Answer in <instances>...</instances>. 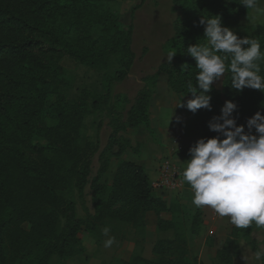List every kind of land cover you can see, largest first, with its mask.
Masks as SVG:
<instances>
[{
	"label": "trees",
	"instance_id": "obj_1",
	"mask_svg": "<svg viewBox=\"0 0 264 264\" xmlns=\"http://www.w3.org/2000/svg\"><path fill=\"white\" fill-rule=\"evenodd\" d=\"M252 10L240 0H172L173 35L162 52L177 54L170 63L159 65L156 75L165 76L177 97L193 98L189 82L196 86L198 69L186 49L206 43L201 15H220L223 26L238 38L258 40L264 53V23L252 33L239 27L240 17ZM132 30V24L125 28L110 12L106 0H0V264L72 260L84 254L82 230L97 241L104 227L112 230L118 224L142 233L150 213L157 219V230L171 231L172 238L154 244V260L137 256L121 264H198L189 256L187 236L200 234V213L190 215L177 201L156 196L138 162L121 161L111 180L103 181L113 159L135 152L124 134L140 127L151 130L148 86L132 102L114 94V86L133 66ZM64 58L104 72L114 62L103 94L82 90L69 99ZM257 63L264 76V58ZM231 83L226 71L208 93L212 110L192 112L200 129L198 140L219 135L208 124L221 115L225 101L237 105L233 117L246 132L247 119L264 108V94L249 88L237 92ZM94 114L103 115L98 129L104 120L110 128L102 149L97 137L92 141L82 132L84 119ZM183 186L191 190L187 183ZM76 200L82 218L77 217ZM164 214L171 219L164 220ZM240 241L255 255L264 253V228L254 223L246 229L233 228L216 251L220 264L234 263L240 256ZM259 262L264 264V256Z\"/></svg>",
	"mask_w": 264,
	"mask_h": 264
},
{
	"label": "rangeland",
	"instance_id": "obj_2",
	"mask_svg": "<svg viewBox=\"0 0 264 264\" xmlns=\"http://www.w3.org/2000/svg\"><path fill=\"white\" fill-rule=\"evenodd\" d=\"M257 3L260 9H264V0H258ZM139 4L140 0H106L107 8L120 18L121 24L125 28L130 24L133 27L131 39V50L135 56L133 66L127 78L114 86V94L132 102L136 95L148 86L152 90L149 104L151 130L140 127L136 131L129 130L124 134L131 141L135 152L129 150L120 159L111 161L110 168L103 178V181L108 182L121 161H136L138 157H143L148 165L153 163L152 166L157 168L158 172L174 154L180 155V158L183 156L181 158V165H183L182 162L190 158L189 148L199 138L198 135L187 142L183 139V135L189 137L192 133L191 125L196 124L199 127L195 120H189L192 119V112L185 107H179L180 103L186 104L189 98L177 97L168 88L165 76L156 75L159 65L167 60L162 52V46L173 35L175 14L171 12L172 0H145L138 9L133 11V8ZM263 23L264 11L258 12L255 9L239 19V27L244 32L252 33ZM61 65L70 82L69 99L78 97L82 90L102 95L106 76L116 68L114 62H111L109 71H96L68 58H64ZM116 109L119 111L121 106H117ZM101 119H103L101 114L87 116L84 119L82 132L92 141H95L97 137L102 149L106 145L110 128L107 126V120H104L103 126L98 129L97 125ZM195 129L197 132V127ZM176 141L177 144L179 142V147L174 148ZM178 148L182 150L178 151ZM93 165L95 171L97 169L96 159ZM181 165L178 164L181 170H178L176 174V178L180 180L179 186L173 189H163V192L159 190L155 192V195L166 202L177 201L190 215L200 213L202 220L200 234L197 236L188 234L187 236L189 256L196 259L198 264H220L215 256L216 251L222 246L232 229L237 227L229 222L228 217H220L210 207H197L193 204L192 190H187L183 186L181 173L184 165ZM76 214L78 218L84 217L78 200H76ZM162 218L171 219L168 214L162 215ZM156 221L155 215L148 214L145 230L142 233L133 230L128 225L111 226L110 235L115 237L116 243L109 248L103 246V242L107 239L103 234L97 241L82 230L79 238L84 247V254L69 261L55 260L54 264H121L122 261H129L137 256L154 260L155 257L152 254L154 244L160 239L172 238L171 231L159 232L157 230ZM254 238L261 241L258 235ZM90 241L95 243L92 244ZM239 245L240 256L234 260L233 264H260L259 259L244 242L240 241Z\"/></svg>",
	"mask_w": 264,
	"mask_h": 264
},
{
	"label": "clouds",
	"instance_id": "obj_3",
	"mask_svg": "<svg viewBox=\"0 0 264 264\" xmlns=\"http://www.w3.org/2000/svg\"><path fill=\"white\" fill-rule=\"evenodd\" d=\"M240 5L264 11L257 0H240ZM199 24L204 27L206 43L198 42L186 49L198 69L196 86L189 82V93L193 98L186 104L180 103L179 107L193 113L199 109L211 111L208 93L226 71L231 73L232 89L242 92L249 88L264 94V76L260 75L261 68L257 63L264 58L259 41L238 38L232 29L223 26L220 15H201ZM176 54L169 52L165 58L170 63ZM236 108L232 101H225L221 115L208 124L209 130L219 135L201 138L189 148L190 158L182 163L181 175L193 192L195 206L210 207L220 217H228L237 228L246 229L253 223L264 228V108L247 119V132L245 125L238 126L233 117ZM110 231L109 227L102 229V234L107 237L103 242L105 248L116 243ZM261 256L264 253L257 251L256 258Z\"/></svg>",
	"mask_w": 264,
	"mask_h": 264
},
{
	"label": "built area",
	"instance_id": "obj_4",
	"mask_svg": "<svg viewBox=\"0 0 264 264\" xmlns=\"http://www.w3.org/2000/svg\"><path fill=\"white\" fill-rule=\"evenodd\" d=\"M174 147H179V142H174ZM182 148H178V151H181ZM178 169L172 161L165 162L162 166V169L159 172V179L151 183V187L154 190H163V189H173L179 186L180 180L176 178Z\"/></svg>",
	"mask_w": 264,
	"mask_h": 264
},
{
	"label": "crops",
	"instance_id": "obj_5",
	"mask_svg": "<svg viewBox=\"0 0 264 264\" xmlns=\"http://www.w3.org/2000/svg\"><path fill=\"white\" fill-rule=\"evenodd\" d=\"M189 120L190 121H193L194 120V117L192 116V119H189ZM191 126L193 127V129H192V133L189 134V137L188 136L185 137L183 135V139L186 142L192 140L193 138H196L199 135V133H200V129H198L199 127L196 124L195 125H191ZM196 127H197V132H195V130H196L195 128ZM181 158H183V156ZM181 158H180V155H176V154H174L173 156H171V160H172L173 164L177 167V169L179 171L181 169L178 166V164L181 165ZM130 161H132V160H130ZM133 162H138V164H140L143 167V169L145 170L147 176L150 179V183H153V182H155V181H157L159 179V172L157 171L158 169L155 168L154 166H152L153 163H151L150 165H148V163H146V160L143 157H138L137 160L136 161H133ZM181 166H183V165H181ZM154 192H159V190H154ZM160 192H163V190H160Z\"/></svg>",
	"mask_w": 264,
	"mask_h": 264
}]
</instances>
